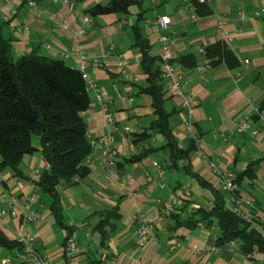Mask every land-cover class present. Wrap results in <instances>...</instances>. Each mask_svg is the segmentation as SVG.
<instances>
[{
  "label": "crops",
  "instance_id": "crops-1",
  "mask_svg": "<svg viewBox=\"0 0 264 264\" xmlns=\"http://www.w3.org/2000/svg\"><path fill=\"white\" fill-rule=\"evenodd\" d=\"M104 1L63 3L43 0L32 6L28 0H0L3 33L11 39L15 58L39 51L80 67V54L76 51L73 34L79 26L85 29L86 33L79 42L89 61L87 71L97 78L98 84L111 97L108 108L119 127L116 143L121 151V161L115 172L109 173L97 162L84 179L73 186L60 185L58 188L65 212L64 221L74 226L73 236L80 256L72 260L66 255L64 246L69 229L52 213L51 197L40 191L35 209L43 218L30 224L39 249L49 254L50 264H91L93 260L96 264H258L226 248L216 249L211 239V234L217 233L214 226L180 227L174 231L171 215L160 216L157 199H167L186 188L192 192L191 198L187 199L189 210L212 204V193L197 178L182 169L166 166L163 177L157 181L149 180L146 172L155 178L157 168L153 162L162 160L163 151L151 149L136 162L127 163V158L136 151L131 135L144 129L153 112L150 95L139 91V86L147 82V75L142 70V52L134 45L135 34L131 28L139 12L143 11V32L153 48L163 50L160 35L165 33L173 58L189 52L197 55L198 65L184 69L183 90H192L200 100L193 112L195 123L191 131L183 125L184 118L189 116L188 109L182 106L179 96L173 95L167 80L169 92L173 95L171 103L179 110L173 117V126L180 145H189L191 140L197 143L191 153L193 171L217 188L222 172L238 174L251 161L258 160L257 176L253 180L244 178L239 192L243 198L253 199L257 208L264 209V123L254 114L250 117L248 129L229 134L248 111L260 105L264 97V20L254 16V11L264 6V0H209L206 4L210 12L204 13L197 9L196 0L190 5H186L185 0H142L141 6L130 7L129 23L120 20L117 13L99 15L92 18L91 23L84 22L85 10ZM240 10L248 13L246 19L240 18ZM11 12L14 14L6 19ZM193 14L197 17L193 18ZM162 15L173 19L165 31L159 30L156 22ZM220 19L226 21L231 40L224 38L219 27ZM217 42H223L236 53L240 60L238 66L218 61L205 67L208 59L206 47ZM111 43L115 45L113 51L110 50ZM120 59L126 62L125 73ZM245 59H249V63ZM135 76L139 77L138 81L133 80ZM90 95L92 100L96 99L95 90H90ZM85 117L91 138H99L108 131L105 111L100 107L89 108ZM124 126L130 131L124 130ZM151 140L152 145H147V149L161 146L165 137L157 134ZM34 144L40 148L39 142ZM93 151L95 156L99 155L98 150ZM44 164L45 159L39 150L24 156L22 178L14 176L10 169L0 168V203L2 193L20 196L19 204L15 207L5 205L8 213L1 216L4 225L0 228L10 240L17 241L23 230L21 218L12 210L20 212L27 196L37 191L34 171L39 166L43 168ZM128 174L130 177L125 179ZM112 207H117L121 216L104 242L97 225L102 212ZM135 214H142L154 224L156 237L144 247L138 245ZM195 244L202 253H194ZM18 253V248L0 246V264L9 255L14 262L20 263Z\"/></svg>",
  "mask_w": 264,
  "mask_h": 264
},
{
  "label": "trees",
  "instance_id": "trees-1",
  "mask_svg": "<svg viewBox=\"0 0 264 264\" xmlns=\"http://www.w3.org/2000/svg\"><path fill=\"white\" fill-rule=\"evenodd\" d=\"M194 2L198 10L202 9L201 13L210 12L206 3ZM135 4L141 6L142 0H106L88 7L85 14L92 19L117 13L123 20L127 19L130 7ZM144 19V12H139L131 28L135 34L134 45L142 52V70L147 75V82L139 86V91L150 95L153 112L144 129L131 135L136 151L127 158V163L142 160L153 149L163 151L164 156L160 160L163 165L160 164L164 169L166 166L182 169L210 190L213 195L211 206L203 204L189 210L187 200L177 206L171 214L174 219L172 230L180 227L193 229L202 222L207 228H217L216 235L211 239L221 248L229 249V242L237 240L240 254L254 248L264 251L262 220L257 209L252 210L251 221L240 217L226 205V193L193 171L191 153L197 143L191 140L189 145L182 146L174 132L173 117L179 110L171 103L174 94L169 92L168 79L163 74V58L159 54H152L149 37L143 32ZM3 24L0 18V168L10 169L14 176L21 177L24 175L21 169L24 156L41 151L50 167L42 170L35 181L36 187L42 194L51 197L52 213L60 224L69 229L68 238L73 235L74 226L64 221L65 212L58 188L60 185H75L91 171L85 163L94 150L85 117V112L91 108L90 90L83 70L68 64L63 58H54L39 51L15 58L11 39L3 33ZM205 51L211 63L225 61L232 67L240 64L236 53L223 42L211 44ZM171 62L181 64L184 69H193L198 65L194 52L178 55ZM259 107L264 109V97ZM157 134H162L165 142L159 147L147 149L146 146L150 144L151 147V139ZM34 135L41 138L40 148L34 144ZM120 161L121 157L116 166ZM258 164V160L251 161L244 171L237 174L239 185L244 178L253 180L257 176ZM120 216L117 207L102 212L97 229L104 242L112 234ZM0 246L18 248L19 251L22 249V244L18 240L8 239L1 228ZM90 263L96 264V260ZM11 264L21 263L13 261Z\"/></svg>",
  "mask_w": 264,
  "mask_h": 264
},
{
  "label": "built area",
  "instance_id": "built-area-1",
  "mask_svg": "<svg viewBox=\"0 0 264 264\" xmlns=\"http://www.w3.org/2000/svg\"><path fill=\"white\" fill-rule=\"evenodd\" d=\"M59 2H70L72 0H55ZM158 1V0H154ZM199 2L208 3L209 0H198ZM28 2L34 6L36 2L34 0H28ZM193 0H185L186 5H190ZM15 12V11H14ZM14 12L7 14L5 16L6 19H9ZM240 18L246 19L248 17V13L244 10H240ZM254 16L263 18L264 17V6L258 7L254 11ZM193 18H196L197 15L193 14ZM125 23H129L128 19H123ZM83 21L86 23H91V17L87 14L83 16ZM157 26L159 30L165 31L169 28V25L173 22V19L169 15L159 16L157 19ZM65 27H67L65 25ZM219 27L221 28L224 38L231 40L232 34L229 33L226 26V21L224 19L219 20ZM86 31L83 27L79 26L77 31L73 34L74 40L76 41V51L80 54L81 66L80 68L83 70V76L85 77L89 90H95L96 99L91 101L90 107H100L105 111V119L108 125V131L104 133L99 138H92L91 142L93 144L94 150H98L99 155L95 156L94 151L91 155H89L86 159V165L90 168L93 167L97 162L100 164L102 168H104L109 173L115 172V167L121 157V151L116 143V133L119 130L117 125V120L113 112L108 108V103L111 97L107 96L103 87H101L97 78L92 77L87 68L89 66V61L81 50L80 46V38L85 35ZM160 40L162 43V51H159L156 48H152V54H159L163 58V74L170 81L171 90L174 95L179 96L181 98V104L184 108L188 109L189 116L185 117L183 120L184 128L191 131L195 118L193 112L195 108L200 104V100L197 98L195 93L191 91H184L183 84L186 81L185 78V70L181 65H177L171 62L173 59V52L170 48V41L168 36L165 33L160 35ZM111 50L115 48V45L111 44ZM246 63H249V59H245ZM96 63H99L96 60ZM125 60L120 59V66H122V71L125 73ZM211 65V59H207L205 67ZM133 80L138 81L139 77H133ZM254 114H258L261 120L264 123V109H260V107H254L253 110L248 111L243 118L238 122L237 126L230 130L229 134H232L234 131H245L249 127L250 117ZM124 130L127 132L130 131L128 126H124ZM153 164L157 168V175L155 178L151 176L148 172H146V176L149 180L155 179L157 181L159 177H163L165 175V169L160 164L159 161H154ZM50 164L45 162L43 168L37 167L34 171L35 181L39 179V176L44 168H49ZM128 174L125 179L129 178ZM162 187H166V184H162ZM37 191L29 196H27L25 200L24 208L21 209L20 212H17L15 209L12 210L13 214L18 215L23 224V230L18 236V241L22 244V249L18 253V259L21 264H50V256L48 253L43 252L39 249L37 245L36 235L32 231L30 224L33 222H38L43 218L42 213L35 209V205H37L39 201L38 195V187ZM217 189L222 190L226 193V205L228 208L233 211L235 214L239 215L246 220L252 219V210L257 209V212L260 213V219L262 220V230L264 236V209H259L256 207L253 199L248 197L243 198L239 192V183L237 181V174L222 172L219 176ZM192 196V192L190 189L186 188L180 194L171 195L167 199H157L159 214L161 217L166 218L170 216L173 212L176 211L177 206L180 205L184 200L190 199ZM20 196L14 193H2L1 194V203H0V226H3V222L1 219L2 215L8 213V210L5 205L9 207H15L19 204ZM134 219L138 225V245L140 247H144L150 243L151 240H154L156 237L154 231V224L148 222L142 214H135ZM199 226L206 227L204 223L200 222ZM215 236V235H213ZM229 247L232 252L238 253V242L236 240H231L229 242ZM65 253L70 259H78L80 256L79 247L76 244L75 238L73 235H70L67 238V241L64 246ZM194 253H202L203 251L195 244L192 248ZM245 258L254 259L256 261L264 262V251H260L257 248L252 249L251 251L242 254ZM13 262V257L11 255L7 256L3 260V264H11Z\"/></svg>",
  "mask_w": 264,
  "mask_h": 264
},
{
  "label": "rangeland",
  "instance_id": "rangeland-1",
  "mask_svg": "<svg viewBox=\"0 0 264 264\" xmlns=\"http://www.w3.org/2000/svg\"><path fill=\"white\" fill-rule=\"evenodd\" d=\"M262 7V6H261ZM153 48V47H152ZM212 64V63H211ZM40 140H41V138H40V136L39 135H34L33 136V141H34V143L35 142H39L40 143ZM229 173H233V172H229ZM219 180V179H218ZM251 199V198H250ZM207 206H211L212 204H210V203H208V204H206ZM213 235H216V233H212L211 234V236H213ZM237 241V240H236ZM238 242V241H237ZM238 244H239V242H238ZM214 245H215V247H216V249H219V248H221V247H219V246H217L216 245V243L214 242ZM239 246V245H238ZM218 247V248H217ZM229 249V251H231L230 250V247H228ZM232 252V251H231ZM235 253V252H234ZM237 253V252H236ZM238 253H240L239 251H238ZM246 260H248V261H254V262H258V264H261L262 262L261 261H256V260H254V259H250V258H245Z\"/></svg>",
  "mask_w": 264,
  "mask_h": 264
}]
</instances>
